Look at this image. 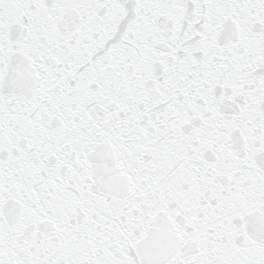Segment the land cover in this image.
Listing matches in <instances>:
<instances>
[{
  "label": "snow or ice",
  "instance_id": "6c2138e0",
  "mask_svg": "<svg viewBox=\"0 0 264 264\" xmlns=\"http://www.w3.org/2000/svg\"><path fill=\"white\" fill-rule=\"evenodd\" d=\"M0 264H264V0H0Z\"/></svg>",
  "mask_w": 264,
  "mask_h": 264
}]
</instances>
